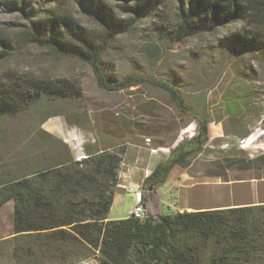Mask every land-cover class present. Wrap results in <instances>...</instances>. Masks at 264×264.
<instances>
[{"label": "trees", "instance_id": "1", "mask_svg": "<svg viewBox=\"0 0 264 264\" xmlns=\"http://www.w3.org/2000/svg\"><path fill=\"white\" fill-rule=\"evenodd\" d=\"M82 10L100 31L86 28L66 7ZM122 14L111 0H0V9L20 18L14 36L0 29V61L9 57L13 37L23 43L52 49L93 69L97 84L118 92L143 83L169 93L176 108L199 124L197 134L171 149L144 179L145 217L111 220L125 148L86 145L78 160L64 141L50 136L42 161L45 166L0 180V209L13 203L12 258L14 264H264V203L259 205L163 213L159 191L177 167L188 168L210 141V113L189 105L175 84L147 77L106 78L102 59L110 44L131 31L137 17L159 8L161 0H120ZM133 2L132 6L127 3ZM176 21L169 32L175 42L211 34L234 23L244 28L225 41L241 52H264V0H177ZM81 88L71 80L9 74L0 78V120L16 116L44 100H74ZM237 106L226 105V116L236 117ZM221 119H217L221 123ZM246 135L242 136V138ZM176 139V138H175ZM172 141L168 148L173 147ZM233 154L215 165L222 171L261 172L264 155ZM221 176V175H216ZM264 178V177H262ZM236 179L237 181L241 180ZM244 180V179H243Z\"/></svg>", "mask_w": 264, "mask_h": 264}, {"label": "rangeland", "instance_id": "2", "mask_svg": "<svg viewBox=\"0 0 264 264\" xmlns=\"http://www.w3.org/2000/svg\"><path fill=\"white\" fill-rule=\"evenodd\" d=\"M111 4L122 14L119 5L123 1L111 0ZM177 5V0H161L158 9L144 16L123 14V18L133 22L131 31L110 44L101 62L106 78L112 81L132 75L170 81L189 105L207 110L215 121L210 124L206 151L193 159L188 168L174 169L166 184L152 189L159 191V208L165 214L174 213L169 197L175 189L170 187H175L177 178L185 172L195 177L193 183L232 180L233 202H239L243 195L250 201L251 186L257 179H264V170L222 171L215 165L235 153H242L241 157L244 153L250 157L264 155V52L236 51L225 41L235 32L254 27L234 23L211 34L175 42L169 32L177 23ZM65 6L73 10L79 23L100 31L82 10L71 9L69 1ZM19 21V17L0 9V29L9 36H14L13 24ZM255 29L264 34V23ZM8 52L9 57L0 61V78L9 74L66 78L81 88V96L74 100H44L21 114L0 120V180L42 169L45 146L52 142L50 136L68 144L76 158L85 154L86 145L125 148L120 188L110 213L113 220H122L131 215L137 203L135 194L126 189L142 188L144 179L158 163L167 160L171 149L198 132V122L179 112L169 93L159 87L143 83L108 92L98 86L87 63L60 57L52 49L23 43L15 37ZM228 102L236 104V117L226 116ZM221 118L217 127V119ZM172 141L173 147L168 148ZM240 178L247 183L235 182ZM196 193L208 195L203 186ZM226 194L225 189H218V197ZM13 209L12 202L0 209V264H14ZM89 264L97 263L92 260Z\"/></svg>", "mask_w": 264, "mask_h": 264}, {"label": "crops", "instance_id": "3", "mask_svg": "<svg viewBox=\"0 0 264 264\" xmlns=\"http://www.w3.org/2000/svg\"><path fill=\"white\" fill-rule=\"evenodd\" d=\"M219 126L220 123L217 127ZM194 178V176H191L189 173L185 172L180 178H177L175 187L174 185H171L170 188H174L175 191L171 192L170 194L169 207L171 209L172 207L174 208V213L195 212L206 209H223L228 207L244 206L248 204L259 205L264 203V179H257L256 184L251 186L253 192L252 195H250V201H248L246 195H243L239 198V202H233L235 188L233 186L234 184L232 180H229V182L226 181L225 183L216 181H206L205 183H193L192 179ZM235 182H238L239 184L247 183L245 179H241ZM201 186H203L204 189L208 192V195L203 197L198 196L196 191ZM218 189H225L227 191V194L225 196L218 197ZM175 202L178 203L177 207H175ZM200 205H205L206 207H200ZM110 219L113 220L111 217ZM85 264H89V262Z\"/></svg>", "mask_w": 264, "mask_h": 264}, {"label": "built area", "instance_id": "4", "mask_svg": "<svg viewBox=\"0 0 264 264\" xmlns=\"http://www.w3.org/2000/svg\"><path fill=\"white\" fill-rule=\"evenodd\" d=\"M81 157L77 159L80 160ZM126 192L134 193L137 198V203L135 208L131 211V216H134L137 219H143L146 215L144 205L142 204V188H138V190H136L133 187H130L126 189Z\"/></svg>", "mask_w": 264, "mask_h": 264}]
</instances>
